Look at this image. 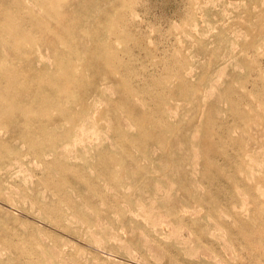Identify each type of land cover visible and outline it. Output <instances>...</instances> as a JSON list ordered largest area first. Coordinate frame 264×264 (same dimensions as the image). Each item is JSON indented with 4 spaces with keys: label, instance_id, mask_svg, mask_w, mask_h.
<instances>
[{
    "label": "rangeland",
    "instance_id": "1",
    "mask_svg": "<svg viewBox=\"0 0 264 264\" xmlns=\"http://www.w3.org/2000/svg\"><path fill=\"white\" fill-rule=\"evenodd\" d=\"M0 264H264V0H0Z\"/></svg>",
    "mask_w": 264,
    "mask_h": 264
}]
</instances>
